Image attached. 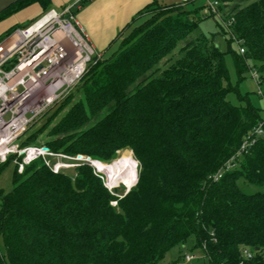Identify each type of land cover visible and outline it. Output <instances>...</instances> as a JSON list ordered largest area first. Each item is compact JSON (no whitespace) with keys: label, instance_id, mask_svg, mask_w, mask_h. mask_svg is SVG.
<instances>
[{"label":"trees","instance_id":"obj_1","mask_svg":"<svg viewBox=\"0 0 264 264\" xmlns=\"http://www.w3.org/2000/svg\"><path fill=\"white\" fill-rule=\"evenodd\" d=\"M219 1L230 22L221 33L244 48L231 50L238 80L251 62L264 83V0ZM34 3L47 10L50 0H18L0 19ZM183 4L153 0L139 11L41 130L56 153L108 160L130 149L136 183L119 196L86 162L75 175L41 158L16 166L11 190H0V264H158L189 238L208 264H264V139L212 178L262 111L227 99L225 52L192 35L201 17ZM40 129L20 144H35ZM184 255L170 264H191Z\"/></svg>","mask_w":264,"mask_h":264},{"label":"built area","instance_id":"obj_2","mask_svg":"<svg viewBox=\"0 0 264 264\" xmlns=\"http://www.w3.org/2000/svg\"><path fill=\"white\" fill-rule=\"evenodd\" d=\"M206 1L208 13L218 18L228 30L230 22L224 20L219 10L220 1ZM73 8H80L79 0L61 10L49 8L35 20L16 26L0 38V163L13 155L18 172L38 158L53 172L67 166L64 162L52 161L57 157L66 158V155L53 152L43 144L21 145L20 137L37 117L79 82L90 63L102 56L95 52ZM239 52L244 53V48L240 46ZM252 77L258 80L256 70ZM258 93L262 94L260 89ZM259 139H264V109L260 120L242 139L236 154L212 178L221 177L224 170L235 164V158L247 153ZM78 155L74 160L97 165L89 157ZM100 178L110 189L109 176L101 175ZM242 254L244 258L252 256L247 248L242 250ZM193 258L194 254L184 255L185 262Z\"/></svg>","mask_w":264,"mask_h":264},{"label":"rangeland","instance_id":"obj_3","mask_svg":"<svg viewBox=\"0 0 264 264\" xmlns=\"http://www.w3.org/2000/svg\"><path fill=\"white\" fill-rule=\"evenodd\" d=\"M90 2L91 0H85L79 9L73 8V12L77 14L80 9L86 7V5ZM156 2L160 5H169L174 3H183L184 0H156ZM206 3H207L206 0H189L187 2L185 1L184 4L182 5L183 6L182 8L186 10H192V11L197 10L198 15L201 17V19L198 22V25L192 32V35L203 34L206 38L210 39L211 42L214 45H216L221 51L225 52V63L228 71V81L233 87V89L227 93V99L234 105L243 106L245 104H250L253 107L257 108L259 112H261L264 109V83H259L258 80L252 77V72L255 71V69L251 64V62H249L250 69L244 73V76L241 80H238L234 66V61H233V53L231 52V50L237 52L239 48V44L235 40H232L230 41V43H228L227 41L228 36H224L221 33L219 19L208 13ZM52 6L60 10L62 7L66 5L52 4ZM34 7H37V9H41V7L38 4L34 3L0 19V35L3 34V32L7 30V28L11 26L15 20L19 22L22 19L27 18L30 12L35 11ZM142 19H143L142 17H139L135 23L141 22ZM119 43H120V37H117V39L113 41V43L109 46L108 50H106L105 56L111 54L114 50H116L119 47ZM78 86L79 84L75 85L66 95H64L61 99H59L57 103L64 100L65 97L67 96L76 97L77 95L75 94V91ZM258 89H260L262 94L258 93ZM55 107L56 104H53L44 114L37 117L24 131V133L26 134L35 131L37 128H41L39 130L40 132H38L39 134L37 133V136L32 140V142L35 143V145H41L43 143V133H41V130L46 127L43 124L46 121L47 116L55 109ZM57 153H61V152H57ZM78 154L84 157H89L97 164L96 166H94L93 164L89 163L92 166L94 173L98 174L99 176L101 175L104 177H106V175L109 176L110 179L109 181L112 184V186L110 189L108 188L107 189L116 195L119 196L124 195L137 181V177H136V181L134 182V184L131 185L130 187H127L123 181L116 180V176H111L110 174V171L117 168V166L121 163V159L123 155L126 156L130 155L135 159L132 151L128 148L119 150L115 157L108 160L91 158L87 154L76 153L74 155L64 154L67 156L66 158L57 157V158H53L52 161L53 162L60 161L66 163L67 166L62 167L60 171L70 175H75V167L78 165L79 161L74 160V158ZM135 161L136 163L133 169L135 170L137 175L139 170V165H138L139 163L136 159ZM86 163L88 162L86 161ZM136 164H137V168H136ZM15 169H16V163L12 157H9L8 160H6L3 163H0V190L4 192L11 190L13 186L12 180ZM115 203L116 201H112L113 205H115ZM191 240L192 238H189L186 244L176 245L170 248L164 254V257L158 262V264H170L178 256L180 251L182 254L195 255V258H193L190 261L191 264H208L207 259L203 258V255L200 251H196V250L193 251L191 249V245H192Z\"/></svg>","mask_w":264,"mask_h":264},{"label":"crops","instance_id":"obj_4","mask_svg":"<svg viewBox=\"0 0 264 264\" xmlns=\"http://www.w3.org/2000/svg\"><path fill=\"white\" fill-rule=\"evenodd\" d=\"M76 1L77 0H50V5L47 9H56L54 6H52V4H64L66 5L64 7H67ZM150 2L152 1L91 0V2L86 5V7L80 9L79 12L75 14V17L93 44L95 51L105 55L106 50H108L113 41L117 39L121 29L128 22H130L139 11H141L146 5L150 4ZM34 8L35 11L30 12L27 18H24L19 22L15 20L13 24L7 28V30L12 26L25 25L35 20L46 10H44L42 7L41 9H37V7ZM7 30H5L3 34Z\"/></svg>","mask_w":264,"mask_h":264},{"label":"bare ground","instance_id":"obj_5","mask_svg":"<svg viewBox=\"0 0 264 264\" xmlns=\"http://www.w3.org/2000/svg\"><path fill=\"white\" fill-rule=\"evenodd\" d=\"M136 161L128 155H123L121 163L114 170L110 171L111 176H116V180H121L127 187H130L136 181V172L133 169Z\"/></svg>","mask_w":264,"mask_h":264},{"label":"water","instance_id":"obj_6","mask_svg":"<svg viewBox=\"0 0 264 264\" xmlns=\"http://www.w3.org/2000/svg\"><path fill=\"white\" fill-rule=\"evenodd\" d=\"M17 1L18 0H0V13L10 7L12 4L16 3ZM78 157H81V155H78Z\"/></svg>","mask_w":264,"mask_h":264}]
</instances>
